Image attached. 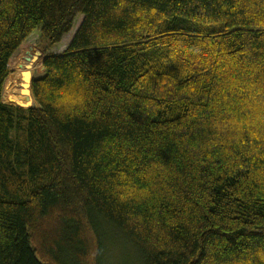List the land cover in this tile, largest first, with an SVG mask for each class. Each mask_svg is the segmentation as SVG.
<instances>
[{
	"label": "trees",
	"instance_id": "trees-1",
	"mask_svg": "<svg viewBox=\"0 0 264 264\" xmlns=\"http://www.w3.org/2000/svg\"><path fill=\"white\" fill-rule=\"evenodd\" d=\"M104 227L140 264H264V0H0V264H105Z\"/></svg>",
	"mask_w": 264,
	"mask_h": 264
},
{
	"label": "rangeland",
	"instance_id": "rangeland-1",
	"mask_svg": "<svg viewBox=\"0 0 264 264\" xmlns=\"http://www.w3.org/2000/svg\"><path fill=\"white\" fill-rule=\"evenodd\" d=\"M80 21L79 18V22ZM76 25L78 26L79 24ZM76 25H74L69 33L63 35L60 43L52 46H47L45 42L38 43L40 36L38 30L33 31L30 36L21 43L22 45L12 54L13 56L9 61L8 66H10V70L5 81L11 83V88L9 94H5L4 99L2 92L1 98L5 103H12L15 105L34 104V99L31 98L30 90L27 88L28 83L26 79L27 81L30 79L29 82H31L34 78L42 77L43 66L41 62L43 57L46 53L61 54L73 37ZM2 89L3 91L9 90L8 87L4 85ZM104 229L107 233V236H103L104 247L102 249L105 264H140V261H138L139 254L137 250L132 247L130 242L119 236L120 234L113 229H106V227H104ZM119 256H121V258L117 259Z\"/></svg>",
	"mask_w": 264,
	"mask_h": 264
},
{
	"label": "water",
	"instance_id": "water-1",
	"mask_svg": "<svg viewBox=\"0 0 264 264\" xmlns=\"http://www.w3.org/2000/svg\"><path fill=\"white\" fill-rule=\"evenodd\" d=\"M27 72H29V71H27ZM27 77V76H26ZM28 78V77H27ZM29 80L30 79H28V81H27V79H26V82L28 83L27 84V88H29V90H30V96H31V98L33 99V96H32V92H31V88H30V86H31V82H29ZM33 80V79H32ZM31 80V81H32ZM34 103H35V99H34ZM16 105H18V104H16ZM18 106H24V107H31L32 105L30 104V105H24V104H21V105H18Z\"/></svg>",
	"mask_w": 264,
	"mask_h": 264
}]
</instances>
